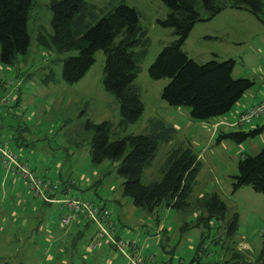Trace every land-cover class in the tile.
<instances>
[{
	"label": "rangeland",
	"instance_id": "1",
	"mask_svg": "<svg viewBox=\"0 0 264 264\" xmlns=\"http://www.w3.org/2000/svg\"><path fill=\"white\" fill-rule=\"evenodd\" d=\"M49 1L34 0L29 8L26 52L17 55L11 65L0 63V83L11 81L6 91L17 92L14 88L18 87L21 94L18 105H0V140L20 133L27 144L18 147L11 141L10 147L39 177L58 184L68 182L70 195L103 205L119 236L136 242L141 264H257L255 258L264 238V195L247 185L232 190L231 176L236 174L240 155L264 147V129L239 143L216 142L215 136L218 131L260 126L264 117L215 130L210 121L191 120L187 107L167 105L160 98L167 79L152 80L147 75L156 53L174 39L170 28L156 24L166 13L164 5L159 0H85L104 10L125 3L136 10L139 24L146 30L147 42L133 82L143 110L135 122L119 127L117 100L101 83V50L95 51L94 62L78 81L68 84L61 79L60 59L76 51L59 54L50 44ZM261 3L264 20V0ZM195 5L204 12L200 0ZM193 26L184 40L188 56L200 62L212 58L211 52L220 60L231 56L235 60L232 76L254 80L239 100H250L249 94L260 97L264 92V22L240 10L230 15L224 11L210 23ZM236 107L212 118L235 122L237 113L232 111ZM86 119L108 121L113 133L110 139L148 133L152 120L161 122L163 136L158 138L153 158L143 167L140 182L148 184L161 177L171 149L189 148L196 154L197 171L186 198L188 205L180 210L159 206L150 212L134 206L121 193L116 163L107 159L90 162L91 132L82 127ZM212 192L223 201L225 213L222 219L205 223L199 216L204 211L196 202ZM233 213L237 214V226L228 235L225 223ZM64 214L57 204L33 196L22 178L5 172L0 165V264H133L102 240L88 248L94 225L79 216L63 225L60 219Z\"/></svg>",
	"mask_w": 264,
	"mask_h": 264
},
{
	"label": "trees",
	"instance_id": "2",
	"mask_svg": "<svg viewBox=\"0 0 264 264\" xmlns=\"http://www.w3.org/2000/svg\"><path fill=\"white\" fill-rule=\"evenodd\" d=\"M33 1L0 0V63L11 65L17 55L26 52L29 41L26 21ZM159 1L166 13L156 19V24L170 28L174 36L171 42L161 47L147 67L150 79H167L160 90V98L167 105L187 107L188 117L194 121H205L227 113L254 80L233 77L235 60L231 57L220 60L213 54L203 62L195 61L184 51L183 43L195 23L210 20L224 8L245 10L264 22L260 15L261 0H200L203 13L197 10L196 0ZM48 7L51 12L50 44L59 54L76 51L74 55L60 59L61 79L68 84L78 81L94 62L95 51L101 50L104 55L101 83L117 100V125L124 127L135 122L143 105L138 87L133 82L147 42L146 30L139 24L136 10L122 2L104 10L85 0H50ZM18 91L13 105L19 104ZM82 127L91 132L90 162L97 164L105 159L115 162V171L122 179L121 193L128 196L134 206L150 212L159 206L180 210L188 205L186 198L197 171L196 154L189 148L171 149L161 177L148 184L140 182L142 169L153 158L158 138L163 136L161 122L152 120L148 133H129L113 139H110L113 133L108 121L94 123L86 119ZM263 129L264 124L246 131H218L215 141L239 143ZM8 138L9 143L12 141L18 147L27 144L20 133ZM242 185L264 195V147L254 154L243 153L238 157L231 187L236 190ZM70 186L68 182L60 183L58 192L70 191ZM196 204L204 211V215L199 216L205 223L223 218L225 205L216 193L202 195ZM225 226L227 234L232 235L237 226L236 213ZM114 235L119 236L116 227ZM132 247H126L130 255L138 250L136 242ZM255 262L264 264V238Z\"/></svg>",
	"mask_w": 264,
	"mask_h": 264
},
{
	"label": "built area",
	"instance_id": "3",
	"mask_svg": "<svg viewBox=\"0 0 264 264\" xmlns=\"http://www.w3.org/2000/svg\"><path fill=\"white\" fill-rule=\"evenodd\" d=\"M11 84V81L0 84V104L9 105L16 101V92L6 91V89L10 88ZM14 90L18 91V87L17 89L15 87ZM258 117H264V97L259 102L252 104L240 112L237 115L236 124H247L251 119ZM0 165L5 172L13 173L22 178L33 192V196L38 197L44 202L57 204L60 209L64 210L65 214L60 219L61 224H68L71 218L77 216L85 221L91 222L94 225V232L88 248H94L102 240L111 249L128 257L133 264H141L137 249L131 255L126 252L128 245L134 248L135 241L114 235L115 225L106 208L70 195L69 189L59 193V184L50 179L39 178L34 170L31 169L27 160L9 147L8 137L0 140Z\"/></svg>",
	"mask_w": 264,
	"mask_h": 264
},
{
	"label": "crops",
	"instance_id": "4",
	"mask_svg": "<svg viewBox=\"0 0 264 264\" xmlns=\"http://www.w3.org/2000/svg\"><path fill=\"white\" fill-rule=\"evenodd\" d=\"M240 10H242V9L224 8V9H222L220 12H218L214 17H212L210 20L205 21V22H206V23H210V21H214V20L218 19V17H219L220 15H222V13H223L224 11H227V14L230 15L231 13H239ZM236 11H237V12H236ZM243 11H245V10H243ZM193 27H194V26H193ZM214 34H215V33H214ZM206 36H208L209 38L212 37L211 34H208V35H206ZM215 36H216V35H215ZM184 43H185V42H184ZM184 43H183V47H184ZM221 43L224 44V45H228V44L236 45V44H239V43H241V42H221ZM184 51L187 53L186 49H185ZM211 53H212V55L214 54V56L217 55L215 52H211ZM187 55H188V53H187ZM189 57H190V56H189ZM230 57H231V56H230ZM191 58H192V57H191ZM16 93H17V92H16ZM249 96H250V100L247 101V98H246V101H245V99H244V100H238V102L235 103V104L237 105V107L235 108V111H232L233 114L235 113V115H236V113H237V115H238L241 111L247 109V108H248L249 106H251L252 104H254V103H256V102H259L261 99H263V97H264V92H262V94H261L260 97H258V98H257V97H256V98L253 97V94H252V95L249 94ZM255 96H256V95H255ZM19 97H21L20 90L18 91V100L20 101ZM235 104H234V105H235ZM234 105H233V106H234ZM205 121H210V122H212L210 125L213 126V128H215V130L218 129L219 127H224V126L229 127V126L232 125V123H235V124H236V121L233 122V121H230V120H228V119H221V118H209V119H207V120H205ZM9 144H10V143H9ZM11 177H13V176H11ZM46 203H48V202H46Z\"/></svg>",
	"mask_w": 264,
	"mask_h": 264
}]
</instances>
